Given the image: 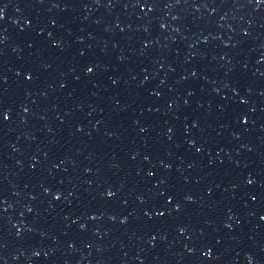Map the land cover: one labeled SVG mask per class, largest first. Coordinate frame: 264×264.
<instances>
[{
  "label": "water",
  "instance_id": "water-1",
  "mask_svg": "<svg viewBox=\"0 0 264 264\" xmlns=\"http://www.w3.org/2000/svg\"><path fill=\"white\" fill-rule=\"evenodd\" d=\"M0 264H264V0H0Z\"/></svg>",
  "mask_w": 264,
  "mask_h": 264
}]
</instances>
